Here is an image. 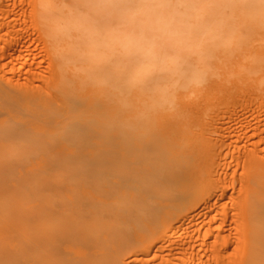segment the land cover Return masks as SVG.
I'll return each instance as SVG.
<instances>
[{
	"label": "rangeland",
	"instance_id": "obj_1",
	"mask_svg": "<svg viewBox=\"0 0 264 264\" xmlns=\"http://www.w3.org/2000/svg\"><path fill=\"white\" fill-rule=\"evenodd\" d=\"M53 1V5L58 10H61V13L58 12V10L55 8L54 10H52L51 8L49 12L52 14L56 11V13H53L54 16L57 14L62 16V18L60 17V19L57 20H61L60 23L57 21L53 22L56 29L52 28L54 25H52L53 23L51 21V23H48L49 26L47 25L46 27L45 25H43V20L41 19L42 6L39 5V1L0 0V264H115L114 262H116L120 257L124 258V261L126 260L131 262V264H243L242 258L247 251V248H245V250L243 249L245 243L242 245V241H244L246 236V231H243V228H245V224L247 222L245 218L246 216L244 217V210H241L245 209V207L243 208L242 206H245V203L242 204L243 200L245 198L254 200V195L252 194H259L258 196H260V199L258 198V200L259 202L262 201L261 203L263 205L260 204L257 199L255 200V204L257 207L259 205L260 209L263 208L261 209V211L263 210L262 212L259 208L257 211L258 215L260 214V217H264V189L259 188V190H257L258 192L256 193L254 192L255 189L253 190V188H256L258 186L261 187V185H259L261 182V184L264 183V181H261L264 177V174L261 173H264V2L261 0H251L250 3H248L250 5L245 8L246 10L247 8H249L247 10L249 12L250 8H252V14H250L251 12H248V16H245L247 11L243 10L244 8L241 2L235 3L231 7L226 6L224 8V12L222 15L225 22L224 26L226 28L225 30L229 33L228 40H230L231 42V40L234 39L233 43L231 42L233 44H231L233 48H231L229 41L225 43L227 45L224 44L222 46L220 51L221 64L220 62H217L218 64H216V69L218 70V72L217 70L216 72L222 76L220 81L221 83H219L215 89L205 93V95H202L201 97L203 106L208 110H205L204 114H202L201 117H197L195 115L191 116L190 122L188 121L189 127L193 134V136L191 135L192 138L190 139V142L194 143V140L197 139V145H199V142L202 144L205 143L206 146H204L205 149H203V151L205 152L199 154L197 158V168H192L193 160H186V158L183 159L184 162L180 160L181 162L177 165L178 167L176 175H181L182 173L187 172L190 173L191 171L193 172V170L196 169V182H194V184L190 183L189 187L187 188L191 189V191H188L186 189V194H184L183 196V202L186 205L182 206L184 207V210H186L189 204H193L195 203L194 201H196V204L198 203L199 207H196L197 209L194 210L195 212L182 210V212L180 213L181 215L183 214L182 219L177 221V217H173L170 215V213H166H168V211L173 212L176 209L177 204L180 203V195L177 191L174 192L171 189H168L169 191L164 190L167 188L161 189V184L164 183V179L167 178V174L172 170L171 165L173 164L165 163L164 166L162 161H166V156L168 155L170 150L174 151V153H177V155L180 156L181 153H178L182 151L179 147V142L182 141L178 139V137L170 134V132H168L167 134L168 136H171L173 140L171 139V137H167L171 139V141H173V144L168 138H166L164 142L161 141L160 138L161 135H164V132H161L158 128H154L153 126H149L150 128L147 127L143 120L137 115L136 118L138 119L130 118L132 120H127L129 118L127 107L123 106L122 108L121 106L119 107L115 105L117 98H119L118 94L115 91H109L111 100L114 101V103L112 101L113 106H111L114 107L112 108L113 111L111 109V111L109 112V107L111 105L109 103H111V100L94 101V104L98 105V107H96L93 103L90 104V102L92 101L89 102L88 100L81 98L79 92L67 89L66 87L62 86V83H60L61 81L58 74V67L56 66V62H58L59 60H57V56L59 57V54H61L60 56L66 57V54L68 53H59L57 50L55 51L54 49L56 48L57 42H61L60 44H63V42H72L73 39L71 38L77 36V34L79 33H83L85 31V28L88 30V26L91 21L94 19L98 20V18L99 22L95 27L97 33L103 35L113 30L120 31L118 26V29H113L114 26L112 25L113 27H109L110 30L108 29V27H105L106 24L104 21L112 19V9L108 8L109 10L106 11L104 9H107V7L103 5H101V9L99 7L100 4L89 6L90 4L86 1H83L85 2L84 7H82L83 5H79L81 7L77 6V4H75V2H71V0H64L65 2L63 4L60 3V0ZM122 1L123 0L115 1L114 6H116V10L119 16H126V12L129 10L128 7L130 8L131 6L127 4H130L132 2L131 0H124L123 2ZM119 2L121 5L119 4ZM123 3L125 4L123 5ZM125 5L126 7H124ZM78 7L80 9H78ZM94 7L96 8L95 10H97V12L99 10H102L98 13L99 17L97 12L94 11ZM89 8L93 9L91 12H95H93L94 14L90 12L93 18L95 16L94 19L87 18L89 17L87 15L90 14L88 13V11L91 10ZM255 8H260V10H257ZM256 10L257 14L255 13ZM69 11L71 12V14L68 15ZM244 11H246L245 14ZM226 12L228 13V15H226ZM78 14H83V16L81 15L79 17ZM95 14H97V16ZM100 19H104V21H101ZM121 19L124 20L123 18ZM229 19H231L232 22L229 21ZM122 20L120 21L122 22ZM233 21L237 26H235V23H233ZM118 24L120 23L118 22ZM228 24H230V28ZM66 25L68 26V28H66ZM50 26L52 27L50 28ZM59 26L61 27V31L58 29ZM62 27L64 30L62 29ZM81 27L84 28L81 29ZM234 27H236V30L234 29ZM239 27H241V29ZM245 27L248 29H246ZM104 28L106 29L105 31L103 30ZM231 28L232 30H230ZM239 29L241 31H239ZM58 30L60 33L58 32ZM67 30L71 31L67 32ZM237 30L239 31V33ZM49 33H56V36H58L59 39H61L64 34L66 36L64 35L63 40H58L55 34L51 35ZM71 33L72 36L70 35ZM50 35L51 37L57 38L56 42L53 41V39L50 40ZM232 37L233 39H231ZM237 39V44H235V40ZM47 41L50 42L48 43ZM52 41L56 44H54ZM234 46L237 47V49H234ZM81 49H76V51H78V53H81ZM233 52L234 54H232ZM87 60L88 57L82 56V58L78 60V64L76 62V66H82L83 68H79L82 71V69L88 67L87 65L85 66V64H88ZM54 65L57 67L56 73L58 74V77L54 72L56 71ZM53 67L55 68V70L53 69ZM86 71L87 69L82 73H85ZM87 72L90 73V71ZM87 72L85 73L86 75L89 74ZM55 78H58V81L55 80ZM56 82L57 85L54 84ZM58 85L60 87H58ZM67 92L68 94H66ZM113 92H115V94ZM57 93H60L63 96H61L60 98L59 94ZM65 95H68L67 99H64ZM52 97L54 99H52ZM24 98L27 100L25 101ZM59 98H63V102H66V104L67 102H69L70 104L68 103V107L65 103L64 105L62 100H60ZM40 100H42L43 106L42 103L41 105L37 104L41 102ZM77 100L79 103H81L78 104ZM50 101L52 103H50ZM84 102H87L85 103L87 106L82 105V103L84 104ZM44 103L46 104V106L48 104L49 107L46 108ZM195 104H197L198 106V103ZM81 105L82 108H85L83 109L84 113L86 111L91 112L89 111L90 107L93 108V112H91L90 114H88L87 112V114L83 113L84 115L78 113L82 112V108L80 107ZM37 106L41 107L39 108ZM71 106H76L74 107L76 110H79L81 108V111L79 110L78 112H74L75 109H73ZM117 107L121 109V112L123 110L125 111V115L124 112H122L123 117L120 115V111L115 110V108L118 110ZM138 108L137 110L139 111L136 110V114H141L143 107L139 106ZM100 110H103L104 113L102 111L100 113ZM39 113H41L43 117ZM66 113H68V116L70 118L66 115ZM107 114H114L115 117L114 115H111L112 117H114L112 118L113 120H111V116H107L109 118V122L111 121V123H113L119 121V125L118 122H116L117 124L112 126L109 122L107 123L110 125H108L107 123L105 124L104 120L105 118H107L105 116ZM73 116L76 118V120ZM81 116H85V118ZM116 116H119V118H116ZM61 117L63 118V120L61 119L62 124L61 122H58L60 121L59 119ZM99 117L103 119H99ZM21 118L23 120H21ZM32 119H37L38 121H33ZM93 119H95L94 123ZM9 120L11 122H9ZM40 120L42 121V123ZM83 120L88 122L84 121L83 123ZM96 120H98L99 122ZM55 121L57 123L56 125L54 124ZM100 121H103V123H101ZM3 122L5 123L3 124ZM36 122L41 124V126H39V124H35ZM29 123H31L32 125L34 123L33 127L31 124L29 125ZM70 124H72L70 126L71 128L69 127ZM104 124L106 127H111H108L107 129L109 130V132H107L108 134L106 132L103 133L104 130L102 129L105 127ZM44 125L46 127H44ZM63 126H65L66 128ZM101 126L103 127L100 128ZM120 126H123L124 128H120ZM40 127L43 130H40ZM61 127L64 128V131L62 130L63 128L60 129ZM125 127H128L129 129ZM57 128H59V130ZM34 130L36 131L34 132ZM124 131L127 133H125ZM122 134L125 136H123ZM106 135L107 137H105ZM28 136L31 138H29ZM175 138H177L179 142L176 141L177 139L175 140ZM63 140L65 143H62ZM129 140H132V142L128 143L127 141ZM13 141L18 143V145ZM196 141L194 144H196ZM100 143L102 145H100ZM194 144L191 145L190 143L192 147L196 146ZM177 146L178 148H176ZM180 146H182V144ZM139 149H141L144 153H142L141 155L138 154L140 153ZM48 150H50L49 153ZM75 153L78 154V156H73V154ZM98 153H100V155ZM16 155L18 156V158ZM5 156L9 158H6ZM10 156H12L13 159ZM155 157L156 160L154 159ZM137 160L139 161V163ZM149 160H151L152 163H150ZM141 161H144V164ZM148 162L150 164H148ZM149 165L152 166L153 170ZM179 168H181V170H179ZM132 169L134 178L131 173ZM146 169L147 172H149L148 179L146 174L144 176L145 172H143L144 170L146 171ZM73 170L77 171L78 173L74 172ZM158 172L161 174H159ZM129 173L130 176H128ZM75 174L79 175V181H81L80 183H78V175ZM251 174H253V177L256 174V178L253 179ZM74 175L77 177H75ZM151 175L152 177H150ZM258 175L259 177H257ZM137 176H139L138 178H141L144 182V186L141 185L143 186L141 187V192L143 197H145L144 201H146L143 206H141V201L144 202L143 200L138 201L139 199L136 198L137 201L140 202L137 203L135 198L133 197V200V198L129 196L130 193H127V191L132 192L134 190L132 187H129V185H131L133 180L135 181L138 179ZM157 177L161 179H158ZM258 178L260 180H258ZM56 179L60 180L57 181ZM61 179L63 182L61 181ZM73 179L75 181H73ZM153 179H157L158 182L160 181L161 184L159 183V186L161 187L158 186L159 189L156 186V184H158L157 180L153 181ZM255 180L258 181L257 184L254 183V186L257 185L256 187H254L252 184ZM147 181L149 182V185ZM90 182H93L92 184L94 186ZM86 185L92 188L86 187ZM99 185L102 186V189L101 187H98ZM146 185H148V188L150 186V188L147 189ZM191 186H193V188ZM76 187L78 188V190H80L79 192L76 190ZM125 187L127 189H132L125 190ZM57 188L60 193H63L60 194L59 191H56ZM64 188L65 190L69 191L66 192ZM87 188L93 191H96V189H98L96 192H94L95 194L97 193L96 195H102V191H104V194L102 196H96L93 193V195V191L90 192L91 190ZM114 188H117V192H115ZM151 188L153 192L151 191ZM109 189H111L112 192ZM145 189L149 193L147 192L146 194ZM154 189L156 192L154 191ZM249 189L252 191V193H249ZM99 190L100 192H98ZM135 191L139 192L137 189ZM260 191L262 192V194L260 193ZM55 192H57V197L50 196V194H55ZM150 192H152V194ZM173 192L174 194H172ZM41 193L43 196L45 195V197H42ZM87 194H89L90 197H87ZM124 194H128L127 196L125 195V197H123H128L127 203L125 199L124 201L121 200V196H123ZM75 195L76 197H74ZM151 195H155L154 197L152 196L153 198H151L152 203L148 199ZM160 195L162 196V199L164 198V200L160 199ZM147 196L148 198L146 199ZM32 197L33 200H35V202L33 203H31ZM41 197L45 200H43ZM72 197L75 199H73ZM255 197L257 198V196ZM46 198H48L49 200H47ZM66 198L71 202L69 200H66ZM88 198H93L94 200L90 199L89 201ZM72 199L74 201H72ZM79 199L83 200H81L80 202ZM175 199H177V201H175ZM39 200H41V202ZM95 200L96 203L94 202ZM57 201H60V203L64 207L59 202L58 203L60 205L58 207L54 206L58 204ZM112 201L115 202L113 205H111L110 203ZM156 201L157 203H153ZM87 202L90 205L88 206L89 209L85 208V206H87L85 205V203ZM128 202H132L133 209L131 208V204L129 205ZM244 202H246V199ZM71 203L74 204L75 207H77V205L79 204L83 207V209H81V206L77 207L76 209L72 205V209H74L71 210V205H69ZM97 203L100 204L98 205ZM116 203L120 206L117 207L118 205H116ZM136 203L138 204V206ZM37 204H41V206H39L38 208ZM45 204L47 206H45ZM127 204L129 207L127 206ZM165 204L169 206L166 209V206L164 207ZM52 205L54 208L52 207ZM95 205L96 207H94ZM122 205V208L124 209L120 208ZM145 205H148L152 212L149 211L147 206ZM240 206H242V208ZM44 207L46 208L47 212H43V218L42 213H40L41 210L39 209H43ZM56 207H62L65 210L61 208L64 211L61 212L59 211L61 209H57ZM125 207L130 208L132 212L129 211L128 208H126L125 210ZM172 207L173 209L171 210ZM45 208L43 210H45ZM79 208L82 211L84 209L85 211L87 210V213L84 212L83 215L82 211H80ZM95 208H97L98 210ZM162 208H164V210L166 211L165 213ZM50 209L52 211H50ZM54 209H56L55 211H57V214L60 217L53 215L54 213L56 215ZM69 209L71 211H69ZM141 209L145 210H143L142 212ZM67 210L69 212H67ZM121 210H123L122 213L119 212ZM133 210H135L136 213L138 210H140L142 213L139 215L135 214V217H132V215H134L135 213ZM240 210L243 212H241ZM146 211L148 212V214L145 213ZM157 211H162V213H157ZM36 212L37 214H35ZM48 212L53 213L48 214V216L50 215V219L48 217L46 218V214ZM74 212L76 214H74ZM79 212L81 213V215ZM98 212L100 213V215ZM117 212L119 214H117ZM186 212L188 213L186 214ZM192 212L194 214H192ZM73 214L74 217L72 216ZM104 214H106V216H104ZM121 214L124 215L123 217L126 220L128 218L130 219L129 225L127 223L128 220L126 222V220L124 221V218H121ZM32 215L33 219L31 218ZM36 215L39 217V221ZM87 215H89V219ZM129 215H131L132 218L129 217ZM147 215H149L148 218L145 217ZM139 216L141 220L139 219ZM154 216H156L155 219L157 220L154 219ZM184 216L185 218H189L185 219ZM242 216L244 218H242ZM65 217L66 220H64ZM151 217L152 219H154L153 222L150 221L152 219H149ZM157 217H161L160 220ZM52 218H57L58 221L52 220ZM85 218L86 220H84ZM131 219L134 221L136 220L135 222L137 223L135 224V226L138 227L135 228V226H133L135 222H132ZM45 220H47L45 222L47 224L40 222H44ZM90 220L91 222H89ZM92 220L96 224H93ZM144 220L146 222H144ZM52 221L54 223L53 226L48 227V223L50 222V224L52 225ZM96 221L99 223H97ZM122 221L123 223H121ZM139 221H142L141 224L144 222V225L142 224L143 227H140L141 224H139ZM148 221L151 223H149ZM56 222H58V224ZM86 222L88 223L85 224ZM243 222L245 224H243L244 226H241L240 224H242ZM55 223L57 224V226H60L57 227ZM69 223L71 224L69 225ZM120 223L124 224L127 228L123 227L124 225L122 226ZM153 223H157L160 226V231L158 232L156 239H146V241L138 242L136 240V234L141 231V233L146 232V234L148 235L149 228L153 225ZM34 224L35 226H33ZM42 224L47 225V228L45 226L40 227ZM171 224H174L176 226L174 228L176 237L174 241H172L169 245V243L165 242L164 240L168 234L167 226L169 227ZM107 225H109L108 227H110V229L107 227ZM116 225H120V228ZM54 227H56V230L54 229ZM96 227L97 229H95ZM48 228L53 231L49 232V230H47ZM60 228H62L61 232ZM117 228L119 229L117 230ZM77 230L78 232H76ZM83 230H85V233ZM119 230H121V232H119ZM122 230L124 231V233ZM91 231H93V235ZM105 231L107 232V235L105 234ZM70 232L72 233V235L70 234ZM127 232L129 233V235ZM38 233H44L42 235L45 237L41 235H39L38 237ZM51 233H53L55 237L53 236L50 240V237L52 236ZM61 233H64L63 237H61ZM65 233H69V235H67L66 237ZM46 234L49 236H46ZM89 234L91 235L89 236ZM96 234H100L101 236L99 235L100 237H98ZM74 235L76 236V238H79H77V245L75 243L77 240ZM94 235L95 238H91V236L94 237ZM109 235L113 236L108 237ZM30 237L32 238L30 239L31 241L29 240ZM81 237H83V241H85L86 238V242L88 241V243H82ZM106 237L110 242L107 241ZM43 238L46 240H43ZM97 238H99V240L101 238L102 240L99 241L97 240ZM104 238H106L105 241ZM67 239L72 240L75 244H72V241L70 240L68 242ZM120 239L123 241H120ZM53 240L55 242H53ZM135 242L138 244H136ZM102 244H104L105 246ZM153 245H157V249H155L156 247ZM103 246L105 247V251ZM151 246L153 247L150 251ZM65 250L67 251L66 253ZM102 253L104 255L100 256V254ZM119 254H121L122 256L124 254V256L122 257ZM117 255L119 256L117 257ZM118 261L121 260L118 259ZM118 261L116 262V264H120Z\"/></svg>",
	"mask_w": 264,
	"mask_h": 264
},
{
	"label": "bare ground",
	"instance_id": "obj_2",
	"mask_svg": "<svg viewBox=\"0 0 264 264\" xmlns=\"http://www.w3.org/2000/svg\"><path fill=\"white\" fill-rule=\"evenodd\" d=\"M39 1V5L42 6V11H41V19L43 20V25H45L47 27L48 23H53V22H56L58 19H60V17L62 18V16L60 15H55L53 13H56L53 12L52 14L49 12V10L52 8V10H54L55 6L53 5V0H37V2ZM53 1V2H52ZM70 1V0H68ZM82 1V2H81ZM83 1H86L87 3H89L91 5H99L100 4V8L102 9L101 5L107 7V9L103 8L104 10L108 11L110 9H112V19H108L106 21H104V19H102L104 22H105V27H108V29L110 30L109 27H113V29H118L117 26L119 27L120 31H109L103 35L99 34L96 32V26L98 25V22H99V12H101L100 10L97 12V10H95L96 8L94 7V11L97 12L98 14V20L97 19H94L91 15V12L93 9L92 8H89L91 10L88 11V13H90L89 17L87 18H92L94 20L91 21V23L89 24L88 26V30L85 28V31L83 33H79L77 34V36H74L73 38V41L72 42H63V44H60L61 42H57V45H56V48L54 46V50L58 51L59 53H63V52H66L68 54H66L67 56L64 57V56H60L61 54H59V57L57 56V60L58 62H56V66L58 67V74H59V78H60V83H62V86L66 87L67 89H70V90H73V91H76V92H79L80 95H81V98L85 99V100H88L91 103L94 104V101H98V100H102V101H109L111 100V97H110V92L111 91H115L119 98H117L116 100V104L117 106H121L123 108V106L127 107L128 109V115H129V118L127 120H132L130 118H134V119H138L136 118L137 116L140 117L143 122L145 123V125H147V127L149 126H153L154 128H158L161 132H164V135L162 136L161 135V141H165L166 138L168 137H171V136H168V132H170V134L174 135L175 137H178V139H180L182 142H179V140L177 138H175L176 141H178L180 143V145L182 144V146L179 145L180 149L182 152H179L178 154L181 153V157L179 155H177V153H174V151L170 150V152L168 153V155L166 156L167 159L166 161L164 160V162L162 161V163L164 164L165 166V163H171L173 165L172 166V170L169 171V173L167 174V178L164 179V183H160V181L158 182L157 179H153L154 180H157L158 184H156V186L158 187L159 186V183L161 184V189L162 188H167V189H164L165 191L168 190V189H171L172 191L174 192H178L179 195H180V203L177 204L176 206V209L173 211V212H170L168 211V213L166 214H169L173 217H177V221L181 220L182 219V215L180 214L182 212V210H184V202H183V196L184 194H186V189L189 187L190 183H193L196 182V178H197V173H196V169L193 170V172L191 171L190 173H182L181 175H176L177 174V165L183 161L184 162V158L187 159H192L193 160V165H192V168L195 167L197 168V165H198V156L199 154L205 152L203 151V149H205L204 146L205 143H200L199 142V145L198 144V140H194V143L196 141V144L190 142L193 134H192V131L189 127V124H188V121L190 122V119H191V116H197V117H201L202 114H204L205 110L207 111L208 109L206 107L203 106L202 102H201V97L202 95H205V93L207 92H210L211 90L215 89L216 86H218L219 83H221V75L218 74V70L216 69V64H218L217 62H220L221 64V57H220V51H221V48L222 46L230 40H228V36H229V33L225 30V22H224V17L222 16L223 15V12H224V8L227 6H232L233 4L235 3H242L243 4V10H246L245 8L248 7V3H250L251 0H131L132 3L130 4H127V5H131L130 8L128 7V11L126 12V16H119L118 15V12L116 10V6H114V2L117 1V0H71V2H75V4H77V6L79 5H83L82 7H84L85 5V2ZM124 1V0H123ZM122 1V2H123ZM264 2V0H261ZM65 1L64 0H60V3L63 4ZM78 2V3H76ZM118 3V2H117ZM60 4V5H61ZM74 4V3H72ZM120 4V2H119ZM125 3H123L124 5ZM246 6H245V5ZM263 4V3H261ZM121 5V4H120ZM122 5V6H123ZM264 5V4H263ZM76 6V7H77ZM121 6V7H122ZM256 6V5H255ZM254 6V7H255ZM60 7V6H58ZM81 7V6H79ZM78 7V9H80ZM86 7V6H85ZM126 7V5L124 6ZM236 7V6H235ZM242 7V6H241ZM253 7V8H254ZM71 8V7H70ZM69 8V9H70ZM57 9V8H55ZM87 9H88V6H87ZM249 8H247L248 10ZM252 8H250V12L249 11H244V14L245 16H248V12L250 14H252ZM255 9H259L260 8H255ZM58 10V9H57ZM74 10V9H73ZM84 10V9H83ZM257 10L255 11V13L257 14ZM75 11V10H74ZM73 11V12H74ZM226 11V10H225ZM58 12L61 13V10H58ZM77 12V11H76ZM94 12V13H95ZM49 13V14H48ZM63 13V11H62ZM75 13V12H74ZM93 13V14H94ZM104 13V12H103ZM102 13V14H103ZM227 13V12H226ZM51 14V15H50ZM71 14V12L69 11L68 12V15ZM97 14H95L97 16ZM124 14V13H123ZM122 14V15H123ZM255 14V15H256ZM79 15V14H78ZM77 15V17H78ZM83 16V14H81ZM79 15V17L81 16ZM228 15V13L226 14ZM101 16V15H100ZM234 16V15H233ZM232 16V17H233ZM251 16V15H250ZM65 17V16H63ZM102 17V16H101ZM106 18V17H104ZM121 18H123L124 20H122ZM237 18V17H236ZM79 19V18H78ZM81 20V19H80ZM101 20V19H100ZM101 20V21H102ZM122 20V22L120 21ZM125 20H128V21H125ZM228 20V19H227ZM235 20V19H234ZM251 20V19H250ZM51 21V22H50ZM61 21V20H60ZM60 21H57L60 23ZM63 21V20H62ZM100 21V22H101ZM130 21V22H129ZM229 21H231V19H229ZM228 21V22H229ZM103 22V23H104ZM118 22L120 24H118ZM232 22V21H231ZM68 23V22H67ZM66 23V24H67ZM233 23H235L233 21ZM232 23V25H233ZM51 25V24H50ZM54 25V23L52 24ZM61 25V24H60ZM79 25V24H78ZM113 25V26H112ZM229 25V28H230V24ZM49 26V25H48ZM67 26V25H66ZM69 26V24H68ZM68 26L66 28H68ZM235 26L236 23H235ZM52 26H50L51 28ZM72 27V26H71ZM87 27V26H85ZM53 29H56L55 28V25L52 27ZM84 28V27H81V29ZM98 28V27H97ZM233 28V26H232ZM232 28L230 30H232ZM236 27H234L235 29ZM241 29V27H239ZM246 28V27H245ZM60 31H61V27L59 26L58 28ZM63 29V27H62ZM80 29V31H81ZM99 29V28H98ZM239 29V31H241ZM248 29V28H246ZM52 30V29H51ZM58 30V32H59ZM64 30V29H63ZM62 30V31H63ZM102 30V29H101ZM104 31L106 30L105 28L103 29ZM102 30V31H103ZM236 30V29H235ZM50 31V30H49ZM55 31V30H54ZM68 31H71V30H67ZM100 31V30H99ZM103 31V32H104ZM238 31V30H237ZM238 31V33H239ZM57 32V31H56ZM65 32V33H67ZM101 32V31H100ZM235 32V31H234ZM244 32V31H243ZM60 33V32H59ZM236 33V34H238ZM51 34V33H49ZM53 35L55 34L56 36V33H52ZM51 34V35H52ZM64 34V33H63ZM69 34V33H68ZM241 34V33H240ZM244 34V33H243ZM242 34V35H243ZM47 35V34H46ZM50 35V40L53 39V41L56 42V39L58 38V40H63V37H61V39H59L58 36H56L57 38L55 37H51ZM59 35V34H57ZM72 36V33L70 34ZM66 36V35H65ZM237 36V35H236ZM68 37V36H67ZM231 37V36H230ZM242 37V36H241ZM239 38V37H237ZM65 39V38H64ZM233 39V37L231 38ZM241 39V38H239ZM67 40V38H66ZM65 40V41H66ZM87 40V41H85ZM52 41V42H53ZM234 39L231 40V42L233 43ZM238 41L235 40V42ZM241 41V40H240ZM48 42V41H47ZM50 42V41H49ZM48 42V43H49ZM55 42H53L54 44H56ZM230 42V46H231V43ZM234 42V43H235ZM52 43V44H53ZM237 44V42L235 43ZM239 44V43H238ZM243 44V43H242ZM103 45V46H102ZM227 45V44H225ZM233 45V44H232ZM240 45V44H239ZM229 46V47H230ZM82 48V49H81ZM228 48V47H227ZM231 48H233L231 46ZM241 48V47H240ZM245 48V47H244ZM251 48V47H250ZM249 48V49H250ZM52 49V48H51ZM76 49H81V53L78 51H76ZM234 49H237V47L234 46ZM231 50V49H230ZM227 51V50H226ZM53 52V51H52ZM229 52V51H228ZM56 53V52H55ZM227 53V52H226ZM231 53V52H230ZM225 54V53H224ZM234 54V52L232 53ZM82 56H85V57H88V64H85V66L87 65L88 67L82 69H79L81 67H77L76 66V62L78 64V60H80L82 58ZM55 59V58H54ZM56 60V59H55ZM84 62V61H83ZM58 63V65H57ZM80 64V63H79ZM84 64V63H83ZM219 64V65H220ZM54 65V67L56 68V71H54L55 73L57 72V67ZM53 67V69L55 70V68ZM83 68V67H82ZM87 69V71H90L87 72L89 74H85V73H82L84 72L85 70ZM217 70V72H216ZM56 73V76L58 75ZM58 77V76H57ZM225 77V76H224ZM58 79V78H57ZM55 78V80H57ZM58 81V80H57ZM55 82V81H54ZM57 85V82L54 83ZM55 85V86H56ZM58 87H60L58 85ZM60 89V88H58ZM72 91V92H73ZM110 91V92H109ZM60 92V91H58ZM115 92H113L115 94ZM59 94V97L61 98V95L60 93H57ZM68 94V92L66 93ZM72 94V93H71ZM55 95V94H54ZM27 96V95H26ZM57 96V95H56ZM74 96V94H73ZM200 96V98H199ZM68 95H65L64 99L66 98L67 99ZM70 97V96H69ZM26 98V97H25ZM24 98V99H25ZM59 98V99H60ZM79 98V97H78ZM23 99V100H24ZM52 99H54L52 97ZM51 99V100H52ZM200 101H199V100ZM27 99H25L26 101ZM57 100V99H56ZM62 100L63 102V98L60 99ZM41 102L40 103H37L39 105H41L42 103V100H40ZM113 100H111V104L110 105V109H109V112L111 111L112 108L114 107H111L113 106L112 103ZM39 102V101H38ZM47 102V101H46ZM73 102V100H72ZM78 102V100H77ZM201 102V103H200ZM50 103H52L50 101ZM66 104V102H63V104ZM68 103L67 102V107H68ZM81 103V102H80ZM78 102V104H80ZM85 103L87 102H84V104L82 103L83 106H87ZM195 103H198V106L197 104ZM201 105H200V104ZM45 104V103H44ZM64 104V105H65ZM70 104V103H69ZM77 105V104H76ZM82 105L80 106L82 108ZM196 105V106H195ZM42 106H43V103H42ZM94 106L98 107V105H95ZM105 106V105H104ZM143 107L142 111H141V114L138 113L136 114V110L138 107ZM37 107H41V106H37ZM45 107H49L48 104L46 106L45 104ZM73 109H75L74 107L76 106H71ZM79 107V108H80ZM43 108V107H42ZM70 108V107H69ZM81 108L79 109L81 111ZM87 108V107H86ZM118 108V107H117ZM85 109L84 107L82 108V112H78L79 110L75 109L74 112H78V113H81L83 114L84 110ZM93 108L90 107L89 111L93 112L92 110ZM101 109V108H100ZM120 108H118V110L115 108L116 111H120V115L122 116L124 112V115H125V111L123 110L121 112V109L119 110ZM139 109V108H138ZM97 110V109H96ZM107 110V109H106ZM37 111V110H36ZM73 111V110H72ZM101 111L103 112V110H100L99 112L101 113ZM113 111V109H112ZM139 111V110H137ZM40 112V111H38ZM87 112V111H86ZM84 113V114H90L91 112H87V113ZM98 112V113H99ZM115 112V111H114ZM104 113V112H103ZM118 113V112H117ZM37 114V113H36ZM41 114V113H39ZM53 114V113H52ZM80 114V115H81ZM83 114V115H84ZM38 115V114H37ZM42 115V114H41ZM66 115L68 116V113H66ZM65 115V116H66ZM109 114L105 115L106 117L108 116ZM112 116L114 114H111ZM111 115H109L108 117H110ZM137 115V116H136ZM45 116V115H44ZM90 116V115H88ZM110 117L111 120H113L112 118L115 117ZM43 117V115H42ZM41 117V118H42ZM63 117V116H62ZM60 118L58 122H61L62 124V120L63 118ZM69 117V116H68ZM74 117V116H73ZM76 117V115H75ZM74 117V118H75ZM83 117V116H81ZM96 117V116H95ZM105 118V124L107 122H109V118ZM123 117V116H122ZM125 117V116H124ZM24 118V117H23ZM34 118V117H33ZM70 118V117H69ZM85 118V116L83 117ZM97 118V117H96ZM116 118H119V116H116ZM121 118V117H120ZM52 119V118H51ZM54 119V118H53ZM62 119V120H61ZM67 119V118H66ZM99 119H103L101 117H99ZM98 119V120H99ZM107 119V121H106ZM124 119V118H123ZM21 120H23L21 118ZM33 120V119H32ZM38 121L37 119H34L33 121ZM47 120V119H46ZM45 120V121H46ZM69 120V119H68ZM76 120V118H75ZM95 119H93V123L95 122L94 121ZM96 120V121H98ZM141 120V122H142ZM7 121V120H6ZM41 121V120H40ZM53 121V120H52ZM79 121V120H78ZM81 121H82V118H81ZM85 120H83V123H84ZM91 121H92V118H91ZM115 121V119H114ZM122 121V120H121ZM125 121H126V118H125ZM9 122H11L9 120ZM29 122V121H28ZM85 122H88V121H85ZM90 122V121H89ZM99 122V121H98ZM101 122V121H100ZM118 122V125H119V121H116ZM116 122H113L111 123V121L109 123H111V126L112 125H115L117 124ZM5 122H3L4 124ZM42 123V121H41ZM52 123V122H51ZM75 123V122H74ZM103 123V121L101 122ZM137 123V122H135ZM2 124V126H3ZM10 124V123H9ZM31 123H29L30 125ZM35 124H39L38 122H36ZM55 125L57 124L56 121L54 123ZM53 124V126H54ZM67 124V123H66ZM104 124V126H105ZM108 124V123H107ZM7 125V124H6ZM32 125V124H31ZM34 125V123H33ZM32 125V127H33ZM49 125V124H48ZM72 124L69 125V127L71 126ZM87 125V124H86ZM103 125V124H102ZM110 125V124H108ZM5 126V125H4ZM39 126H41V124H39ZM51 126V125H50ZM48 126V127H50ZM58 126V125H57ZM90 126V125H88ZM93 126V125H92ZM1 127V126H0ZM44 127H46L44 125ZM65 127V126H63ZM63 127H61L60 129H62ZM76 127V126H75ZM96 127V126H94ZM103 126H101L100 128H102ZM109 126H105L102 130L103 133H107L109 132L108 129ZM123 126H120V128H122ZM129 127V126H128ZM128 127H125V128H128ZM133 127V126H132ZM66 128V127H65ZM71 128V127H70ZM91 128V127H90ZM111 128V127H109ZM114 128V126H113ZM119 128V127H118ZM124 128V127H123ZM145 128V127H144ZM150 128V127H149ZM33 129V128H32ZM40 130L42 129L41 127L39 128ZM53 129V128H52ZM59 130V128H57ZM129 129V128H128ZM134 129V128H133ZM43 130V129H42ZM54 130V129H53ZM64 131V128L62 129ZM67 130V129H65ZM107 130V131H106ZM115 130V129H113ZM137 130V129H136ZM36 130H34L35 132ZM39 131V130H37ZM62 131V132H63ZM54 132V131H53ZM125 132V131H124ZM40 133V132H39ZM65 133V132H64ZM63 133V135H64ZM102 133V132H101ZM102 133V134H103ZM127 133V132H125ZM27 134V133H26ZM35 134V133H34ZM62 134V133H61ZM108 134V133H107ZM22 135V134H21ZM29 135V134H28ZM39 135V134H38ZM42 135V134H41ZM60 135V134H59ZM123 135V134H122ZM192 135V136H191ZM30 136V135H29ZM28 136V137H29ZM125 136V135H123ZM127 136V135H126ZM168 136V137H167ZM62 137V136H61ZM107 137V135L105 136ZM152 137V136H151ZM25 138V137H24ZM31 138V137H29ZM109 138V137H108ZM174 138V137H173ZM131 139V138H130ZM153 139V138H152ZM169 139V138H168ZM172 139V137H171ZM171 139H169L171 141ZM173 140V139H172ZM26 141V140H25ZM159 141V140H158ZM157 141V142H158ZM174 141V142H176ZM14 142V141H13ZM64 142V140L62 141V143ZM128 143L129 142H132V140H129L127 141ZM173 141H171L172 143ZM191 145L194 144L196 146H191ZM203 142V141H202ZM16 143V142H14ZM13 143V144H14ZM65 143V142H64ZM96 143V142H95ZM137 143V142H136ZM18 145V143H16ZM173 144V143H172ZM203 146H202V145ZM8 145V144H7ZM67 145V144H66ZM100 145H102L100 143ZM10 146V145H9ZM12 146V145H11ZM68 146V145H67ZM71 146V145H70ZM13 147V146H12ZM15 147V145H14ZM19 148V147H18ZM95 148V146H94ZM178 148V146L176 147ZM16 149V148H15ZM169 149V148H168ZM171 149V148H170ZM179 149V150H180ZM58 150V149H57ZM73 150V149H72ZM110 150V149H109ZM167 150V149H165ZM178 150V149H177ZM8 151V150H6ZM11 151V150H10ZM15 151V150H14ZM17 151V150H16ZM50 150H48V153H49ZM61 151V150H60ZM97 151V150H95ZM140 153L138 154H142L144 152H142L141 149H139ZM55 152H58V151H55ZM62 152V151H61ZM167 152V151H166ZM97 153V152H96ZM156 153V152H155ZM11 154V153H10ZM9 154V155H10ZM51 154V153H50ZM100 155V153H98ZM136 154V153H135ZM151 154V153H150ZM149 154V155H150ZM6 155V154H5ZM53 155V153H52ZM71 155V154H70ZM74 155H77L78 154H73ZM139 155V156H140ZM17 156V155H16ZM49 156V155H47ZM51 156V155H50ZM80 156V155H79ZM151 156V155H150ZM153 156V155H152ZM164 156V155H163ZM162 156V157H163ZM6 157V156H5ZM12 157V156H10ZM76 157V156H75ZM74 157V158H75ZM81 157V156H80ZM136 157V156H134ZM147 157V156H146ZM160 157V156H159ZM6 158H9V157H6ZM16 158V157H15ZM18 158V156H17ZM44 158V157H43ZM48 158V157H47ZM46 158V159H47ZM95 158V157H93ZM148 158V157H147ZM13 159V157H12ZM76 159V158H75ZM137 159V158H136ZM156 160V157L154 158ZM181 160V161H180ZM12 161V160H11ZM138 161V160H137ZM142 162V161H141ZM144 162V161H143ZM142 162V163H143ZM150 163L151 160H149ZM148 162V164H150ZM154 162V160H153ZM157 162V161H155ZM182 162V163H183ZM79 163V162H78ZM130 163V162H129ZM133 163V162H131ZM139 163V161H138ZM146 163V162H145ZM144 164V163H143ZM154 164V163H153ZM162 164V165H163ZM184 164V163H183ZM161 165V164H160ZM79 166V164H78ZM130 166V165H129ZM150 166V165H149ZM151 169H152V166H150ZM79 168V167H78ZM81 168V167H80ZM80 170V169H79ZM153 170V169H152ZM159 170V169H158ZM160 170H161V167H160ZM164 170V169H163ZM179 170H181V168H179ZM74 171V170H73ZM132 172V175H133V169L131 170ZM136 171V170H135ZM74 172H77V171H74ZM142 172V171H141ZM143 172L144 173V176L145 174L147 175V179H148V176H149V172H147V169L146 171L144 170ZM160 172V171H159ZM158 172V173H159ZM252 172V171H251ZM78 173V172H77ZM151 173V172H150ZM262 174H264L263 172H261ZM82 174H83V171H82ZM136 174V173H135ZM153 174V173H152ZM161 174V173H159ZM257 174V173H256ZM255 174V176H256ZM259 174V173H258ZM261 174V175H262ZM75 175H78V174H75ZM74 175V176H75ZM154 175V174H153ZM252 177H253V174H251ZM73 176V177H74ZM130 176V173L129 175ZM127 176V177H128ZM253 177L256 178V177ZM263 176V175H262ZM261 176V177H262ZM77 177V176H75ZM139 176H137L138 178ZM152 177V175L150 176ZM149 177V178H150ZM259 177V175L257 176ZM260 177V178H261ZM64 178V177H63ZM133 178H134V175H133ZM144 178V177H143ZM158 178V177H157ZM76 179V178H75ZM78 181L80 180L79 178V175H78ZM99 179V177H98ZM102 179V178H101ZM145 179V178H144ZM143 179V180H144ZM158 179H161V178H158ZM263 180L261 181H264V177L262 178ZM51 180V179H50ZM57 180V179H56ZM60 180V179H59ZM57 180V181H59ZM66 180V179H65ZM95 180V179H94ZM126 180V179H125ZM258 180H260L258 178ZM62 181V179H61ZM73 181H75L73 179ZM72 181V183H73ZM149 181V180H148ZM147 181V182H148ZM256 181V182H255ZM252 184L254 186V183L257 184V180H255ZM54 182V181H53ZM63 182V181H62ZM66 182V181H64ZM81 181H79L78 183H80ZM83 182V181H82ZM97 182V181H96ZM127 182V181H126ZM146 182V183H147ZM155 182V183H157ZM85 183V182H84ZM87 183V181H86ZM91 183V182H90ZM93 183V182H92ZM91 183V184H92ZM262 183V182H261ZM259 184L261 185V187H256V188H253L254 192H258L257 190H259V188L261 189H264V183L263 184ZM58 184V183H57ZM96 184V183H95ZM99 184V183H98ZM144 182L142 181L141 178H138L137 180H133V182L131 183V185H129V187H132L134 190L132 192H128L127 193H130L129 196L130 197H134L136 202L137 203H140L138 201L140 200H145V197H143L142 195V192H141V187H143L144 185ZM153 184V183H151ZM251 184V185H252ZM69 185V184H68ZM71 185V183H70ZM78 185V184H77ZM80 185V184H79ZM93 185V184H92ZM102 185V184H101ZM122 185V184H121ZM143 185V186H141ZM148 185H149V182H148ZM146 185V187L148 186ZM192 185V184H191ZM57 186V185H56ZM63 186V184H62ZM61 186V187H62ZM75 186V185H74ZM85 186V185H83ZM90 186V184H89ZM86 185V187H89ZM94 186V185H93ZM124 186V185H123ZM128 186V185H127ZM155 186V184H154ZM98 187H101L102 189V186H98ZM158 187V189H159ZM193 188V186H191ZM190 187V188H191ZM59 188V186H58ZM57 188L56 191H59ZM74 188V187H73ZM72 188V189H73ZM89 188H92V187H89ZM87 188V189H89ZM97 188V187H96ZM113 188V187H112ZM111 188V189H112ZM132 188H128V189H132ZM150 188V186H149ZM147 187V189H149ZM156 188V187H155ZM85 189V188H84ZM100 189V190H101ZM111 189H109L111 191ZM115 189V192H117V188H114ZM124 189V188H123ZM127 188L125 187V190ZM127 189V190H128ZM138 190L139 192L135 191V190ZM156 189V190H158ZM61 190V189H60ZM65 190V188H64ZM76 190L79 192L80 190H78V188L76 187ZM91 190V189H89ZM98 189H96L97 191ZM100 190L98 192H100ZM119 190V189H118ZM146 190V189H145ZM144 190V191H145ZM170 190V191H171ZM188 191L191 189H187ZM250 190V189H249ZM55 191V190H54ZM62 191V190H61ZM66 192L69 191V190H65ZM81 191H84V190H81ZM93 190H91L90 192H92ZM95 190L92 192V194L94 192H96ZM102 191V190H101ZM123 191V190H122ZM143 191V192H144ZM151 191H152V188H151ZM155 191V189H154ZM169 191V190H168ZM76 192V191H75ZM104 191H102V195L104 194L103 193ZM107 192V191H106ZM112 192V191H111ZM146 194H147V190L145 191ZM144 192V193H145ZM153 192V191H152ZM152 192H150L152 194ZM156 192V191H155ZM174 192L172 194H174ZM252 193V191L250 190L249 193ZM60 193V191H59ZM63 193V192H62ZM60 193V194H62ZM69 193V192H68ZM70 193H73V192H70ZM77 193V192H76ZM87 193V192H86ZM89 193V192H88ZM109 193V192H108ZM149 193V192H148ZM260 193L262 194V192L260 191ZM34 194V193H33ZM39 194V193H38ZM44 194V193H43ZM49 194V193H48ZM46 194V195H48ZM59 194V195H60ZM75 194V193H74ZM80 194V193H78ZM95 194V193H94ZM93 194V195H94ZM97 194V193H96ZM95 194V195H96ZM111 194V193H110ZM109 194V195H110ZM117 194V193H115ZM120 194V192H119ZM122 194V193H121ZM164 194V193H163ZM161 194V195H163ZM167 194V192H166ZM165 194V195H166ZM171 194V195H172ZM57 195V192H55V194H50V196H56ZM58 195V196H59ZM64 195V194H63ZM101 194L100 195H96V196H102ZM108 195V196H109ZM113 195V194H112ZM126 194H124L123 196H121V200L124 201V199L126 200V203H127V200H128V197L126 198H123L125 197ZM128 195V194H127ZM126 195V196H127ZM150 195V194H149ZM148 195V196H149ZM157 195V194H156ZM160 195V199H162V196ZM178 195V194H177ZM254 195V200L252 199H246V202L245 199L243 200V203H245V206H243V208L245 207V209H241V210H244L241 211L243 212L244 214V217L246 218L247 222L246 224L243 222L242 224H240L241 226L243 224H245V228H243V231H246V236H245V239L244 241H242V245L244 244L243 246V249L245 250V248H247V251L246 253H242L244 254L243 255V258H242V261H243V264H264V217H260L258 215V208L260 207L258 205V207L256 206L255 204V200L260 197L258 196L257 194H252ZM32 196V194H31ZM39 196V195H38ZM41 196L42 197H45V195L43 196L42 193H41ZM49 196V197H50ZM72 196V194H71ZM78 196V195H77ZM87 197H90L89 194L86 195ZM148 196L146 197V199L148 198ZM155 195H151L150 198H148L151 202V198ZM257 196V198L255 197ZM41 197V198H42ZM57 197V196H56ZM63 197V196H62ZM61 197V198H62ZM76 197V195L74 196ZM82 197V195H81ZM80 197V198H81ZM85 197V196H84ZM157 197V196H156ZM172 197V196H171ZM246 197V196H245ZM253 197V196H252ZM60 198V197H59ZM73 198V197H72ZM86 198V197H85ZM133 198V200H134ZM139 199L137 201V199ZM167 198V197H166ZM165 198V199H166ZM178 198V196H177ZM188 198V197H187ZM43 199V198H42ZM47 200H49L48 198H46ZM58 199V198H57ZM75 199V198H73ZM72 199V201H74ZM90 199H93V198H90ZM90 199L88 198V200L90 201ZM96 199V198H95ZM99 199V198H98ZM97 199V200H98ZM103 199V198H102ZM157 199V198H156ZM159 199V198H158ZM168 199V198H167ZM166 199V200H167ZM260 199V198H259ZM45 200V199H43ZM42 200V201H43ZM53 200V199H51ZM66 200H69L66 198ZM80 200V199H79ZM83 200V199H81ZM80 200V202H81ZM94 200V199H93ZM113 200V199H112ZM164 200V198L162 199ZM169 200V199H168ZM262 200V199H261ZM260 200V201H261ZM38 201V200H37ZM41 202V200H39ZM56 201V200H54ZM70 201V200H69ZM88 201V202H89ZM92 201V200H91ZM111 201V200H110ZM121 201V202H123ZM153 201V200H152ZM175 201H177V199H175ZM35 202V200H33V197H32V202L33 203ZM39 202V203H40ZM60 203V201H57V203ZM71 202V201H70ZM76 202V201H75ZM85 203V208L89 209L88 206L89 203ZM96 203V200L94 201ZM101 202V201H100ZM119 202V201H118ZM135 202V201H134ZM191 202V201H190ZM195 203H191L189 204V206H187L188 208L184 211H193L195 212L194 210L197 209L199 206H198V203L196 204V201H194ZM207 202V201H206ZM259 202V200H258ZM257 202V203H258ZM262 202V201H261ZM261 202H259L260 204H262ZM43 203V202H42ZM51 203V202H50ZM53 203V201H52ZM57 204V205H54V206H59L60 204ZM92 203V202H91ZM111 205H113L115 202H110ZM126 203H123V204H126ZM129 205L131 204V208H132V202H128ZM136 203V204H137ZM142 205L143 206L146 201L142 202ZM152 203V202H151ZM150 203V204H151ZM153 203H157L156 202H153ZM201 203V202H199ZM49 204V203H48ZM56 204V203H54ZM78 204V203H77ZM76 204V205H77ZM82 204V203H81ZM98 205L100 203H97ZM170 204V203H169ZM62 205V204H61ZM71 205V210H73L74 208L77 209V207H80L81 205H77V207L74 206V204H69ZM74 206V208L72 209V207ZM116 205H118L117 207H119L120 205L116 203ZM156 205V204H155ZM175 205V204H174ZM183 205V206H182ZM207 205V204H206ZM263 205V204H262ZM33 206V205H32ZM36 206V205H35ZM38 208L39 206H41V204H37ZM45 206H47L45 204ZM63 206V205H62ZM92 206V204H91ZM126 206V205H124ZM128 206V204H127ZM138 206V204H137ZM147 206L148 210L152 212V210L148 207V205H145ZM160 206V205H159ZM158 206V207H159ZM166 206V207H165ZM242 206H240L242 208ZM53 207V205H52ZM56 207V208H57ZM64 207V206H63ZM82 207V206H81ZM96 207V205L94 206ZM116 207V206H114ZM123 205L120 207L121 209H124L122 208ZM129 207V206H128ZM128 207H125V210L126 208ZM140 207V206H139ZM161 207V206H160ZM163 207V206H162ZM165 209L168 208L169 206H167L166 204L164 205ZM197 207V208H196ZM257 207V208H256ZM264 207V206H263ZM45 208V207H44ZM43 208V209H44ZM49 208V207H48ZM54 208V207H53ZM62 207L60 208H57V209H61ZM135 208V207H134ZM142 208V207H141ZM146 208V207H145ZM153 208V207H152ZM156 208V207H155ZM154 208V209H155ZM186 208V207H185ZM43 209H39L41 210L40 211H37V212H40L42 213L43 215V218H44V214L43 212L46 211V208L45 210ZM64 209V208H62ZM59 210V211H63V210ZM80 209V208H79ZM83 209V207L81 208ZM80 209V211H82ZM91 209H94V208H91ZM97 209V208H95ZM129 211L132 212V210H130V208H128ZM133 209V208H132ZM170 209V208H169ZM173 209V207L171 208V210ZM260 209V208H259ZM263 209V208H261ZM260 209V211H261ZM43 210V211H42ZM48 210V209H47ZM56 209H54L55 211ZM65 210V209H64ZM69 209V211H71ZM98 210V209H97ZM101 210V209H100ZM120 210V209H118ZM142 210V209H141ZM145 210V209H143ZM142 210V212H143ZM147 210V209H146ZM162 210H164V208H162ZM168 210V209H167ZM50 211H52L50 209ZM49 211V212H50ZM67 210V212H69ZM77 211V210H76ZM87 211V210H86ZM85 209L82 211V214L85 212ZM91 211V210H90ZM116 211V210H115ZM135 212V210H133ZM155 211V210H154ZM259 211V212H260ZM263 211V210H262ZM261 211V212H262ZM31 212H32V209H31ZM37 212L35 214H37ZM47 212V211H46ZM47 213L46 215V218L48 216V214H53L52 212L51 213ZM56 212V215L55 213L53 214L54 216H59L57 214V211ZM64 212V211H63ZM73 212V211H72ZM71 212V213H72ZM78 212V211H77ZM94 212V210H93ZM92 212V213H93ZM96 212V211H95ZM100 212V211H99ZM98 212V213H99ZM102 212V211H101ZM119 212H123V210L119 211ZM127 212V211H126ZM140 210L137 211V213L135 212L134 215H132V217L134 216L135 217V214H141L142 213ZM150 212V214H151ZM166 211L164 210V213ZM192 212V214H194ZM238 212V211H237ZM236 212V213H237ZM241 212H240V216H241ZM80 213V212H79ZM130 213V212H128ZM126 213V214H128ZM146 214H148V212L146 211L145 212ZM156 213V212H155ZM157 213H162L161 212H158ZM156 213V214H157ZM184 213V212H183ZM188 212H186L187 214ZM264 213V212H263ZM261 213V214H263ZM34 214V213H33ZM74 214H76L74 212ZM74 214L72 215L74 217ZM97 214V213H95ZM117 214H119L117 212ZM149 214V215H150ZM185 214V215H186ZM81 215V213H80ZM84 215V214H83ZM100 215V213H99ZM98 215V216H99ZM116 215V214H115ZM122 217L121 218H124L123 216L125 215V212H124V215L121 214ZM131 215H129V217H131ZM143 215V214H142ZM145 216L146 218H148V216ZM158 215V214H157ZM162 215V214H161ZM191 215V214H190ZM189 215V216H190ZM237 215V214H236ZM239 215V214H238ZM37 216V215H36ZM35 216V217H36ZM77 216V215H76ZM97 216V215H96ZM104 216H106V214H104ZM108 216V215H107ZM117 216V215H116ZM128 216V215H127ZM126 216V218H127ZM192 216V215H191ZM3 217V216H2ZM38 217V216H37ZM42 217V216H40ZM60 217V216H59ZM70 217V216H69ZM72 217V218H73ZM83 217V216H82ZM85 217V216H84ZM88 219H89V215H87ZM103 217V216H101ZM131 217V218H132ZM137 217V216H136ZM143 217V216H142ZM156 216H154V219H155ZM242 216V218H244ZM31 218L33 219V215L31 216ZM42 218V219H43ZM45 218V219H46ZM55 218V217H54ZM52 218V220H57ZM71 218V217H70ZM106 218V217H105ZM159 220L160 218L157 217ZM185 218V216H184ZM186 218H189V217H186ZM185 218V219H186ZM37 219V218H36ZM40 219V220H42ZM50 219V218H49ZM69 219V218H68ZM78 219V218H77ZM80 219V217H79ZM82 219V218H81ZM112 219V218H111ZM110 219V220H111ZM114 219V217H113ZM137 219V218H135ZM139 219H140V216H139ZM137 219V220H139ZM149 219H152L149 218ZM154 219L150 220V221H154ZM48 220V219H47ZM47 220H45L44 222L40 221L41 223H45ZM60 220V218H59ZM66 220V217L65 219ZM86 220V218L84 219ZM109 220V221H110ZM126 219L124 218V221ZM128 220V222H127ZM126 220V222L128 223L129 225V221L130 219L128 218ZM132 220V219H131ZM141 220V219H140ZM157 220V219H155ZM243 220V219H242ZM34 221V220H33ZM38 221H39V217H38ZM58 221V220H57ZM63 221V220H62ZM72 221V219H71ZM81 221V220H80ZM105 221V220H103ZM117 221V220H116ZM119 221V220H118ZM136 221V220H135ZM134 220H132V222H135ZM37 222V221H36ZM76 222V221H75ZM82 222V221H81ZM91 222V220L89 221ZM93 222V220H92ZM97 222V221H96ZM112 222V221H111ZM120 222V221H119ZM140 222V223H139ZM138 223L141 224L142 221H139ZM144 222H146L144 220ZM143 222V223H144ZM149 222V221H148ZM156 222V221H155ZM40 223V224H41ZM58 224V222H56ZM55 223V225L57 226V224ZM73 223H74V219H73ZM88 222H86L85 224H87ZM99 223V222H97ZM117 223V222H116ZM123 223V221L121 222ZM120 223V224H121ZM137 222L134 223L133 226H135ZM142 223V224H143ZM151 223V222H149ZM158 223V221H157ZM157 223H153V225L149 228V232H148V235L146 234V232H143L141 233V231L136 234V240L138 242H143V241H146V239H156L157 237V234L158 232L160 231V226L159 224ZM177 223V222H176ZM37 224V223H36ZM47 224V223H45ZM48 227L49 226H53V221H52V225L50 224V222L48 223ZM61 224V222H60ZM63 224V223H62ZM71 223H69L70 225ZM84 224V223H83ZM90 224V223H89ZM93 224H96L95 222H93ZM101 224V223H100ZM108 224V222H107ZM114 224V223H112ZM138 224V225H139ZM142 224L140 225V227H143ZM175 224V223H174ZM174 224H171L169 227L167 226V230H168V234L165 238V242L169 243V245L171 244L172 241H174L175 239V231H174V228L176 227ZM238 224V222H237ZM39 225V224H38ZM54 225V226H55ZM78 225V224H77ZM91 225V224H90ZM122 226L124 224H121ZM144 225V224H143ZM35 226V224L33 225ZM42 226H45L47 228V225H44L42 224L40 227ZM60 226V225H59ZM57 226V227H59ZM109 225H107L108 227ZM117 227L119 226L120 228V225H116ZM244 226V225H243ZM32 227V225H31ZM50 227V228H51ZM76 227V226H75ZM85 227V226H83ZM99 227V226H98ZM114 227V226H113ZM125 227V225L123 226ZM132 227V226H131ZM138 227V226H135V228ZM68 228V227H67ZM110 229V227H108ZM107 228V229H108ZM117 228V230L119 229ZM122 228V227H121ZM127 228V227H125ZM133 228V227H132ZM146 228V227H145ZM239 228V227H238ZM38 229V228H37ZM36 229V231H37ZM45 229V228H44ZM53 229V228H52ZM54 229L56 230V227H54ZM61 229L60 228V232H61ZM73 229V228H72ZM76 229V228H75ZM78 229V228H77ZM84 229V228H83ZM86 229H87V226H86ZM97 229V227L95 228ZM116 229V228H115ZM123 229V228H122ZM140 229V228H139ZM137 229V230H139ZM147 229V228H146ZM31 230V228H30ZM40 230H43V229H40ZM46 230V229H45ZM49 230V232L51 231L49 228L47 229ZM64 230V228H63ZM62 230V232H63ZM70 230H71V227H70ZM79 230V229H78ZM78 230L76 232H78ZM82 230V229H81ZM80 230V231H81ZM91 230V229H90ZM93 230V229H92ZM100 230V229H99ZM124 230V229H123ZM122 230V231H123ZM135 230V229H134ZM143 230V229H141ZM166 230V232H167ZM34 231H35V228H34ZM32 231V232H34ZM53 231V230H52ZM51 231V232H52ZM58 231V229H57ZM68 231V229H67ZM66 231V232H67ZM79 231V232H80ZM84 233H85V230H83ZM101 231V230H100ZM109 231V230H108ZM125 231V230H124ZM123 231V233H124ZM128 231V229H127ZM48 232V233H49ZM56 232V231H54ZM75 232V231H74ZM89 232V230H88ZM93 231H91L92 233ZM96 232V231H95ZM98 232V231H97ZM106 232V231H105ZM110 232V231H109ZM116 232V231H115ZM119 232H121V230H119ZM126 232V231H125ZM37 233V232H36ZM46 233V232H45ZM58 233V232H57ZM81 233V232H80ZM101 233V232H100ZM112 233V232H111ZM114 233V231H113ZM128 233V232H127ZM145 233V234H144ZM44 234V233H42ZM42 234H39L38 233V237L39 235L43 236ZM63 234L64 233H61V237H63ZM66 237L67 235H69V233H65ZM70 234L72 235V233L70 232ZM88 234V233H87ZM107 235V232L105 233ZM34 235V234H33ZM51 237H50V240L51 238L55 235L53 233H51ZM60 235V234H58ZM57 235V236H58ZM70 235V236H71ZM82 235V234H80ZM91 234H89L90 236ZM93 235V233H92ZM98 237H100L101 235L100 234H96ZM100 235V236H99ZM129 235V233H128ZM37 236V234H36ZM46 236H49L46 234ZM79 236V235H77ZM86 236V234H85ZM88 236V235H87ZM110 236H113V235H109L108 237ZM126 236V235H125ZM33 237V236H32ZM45 237V236H43ZM74 237L76 238V236L74 235ZM130 237V236H129ZM128 237V238H129ZM69 238V237H68ZM78 238V237H77ZM76 238V240H77ZM83 237H81V242H86V238H85V241H83L82 239ZM91 238H95V235L94 237L91 236ZM107 238V237H106ZM104 238V241L105 239ZM259 238V239H258ZM32 239L31 237L29 238V240ZM38 239V238H37ZM41 239V238H40ZM49 239V238H48ZM79 239V238H78ZM159 239V238H158ZM43 240H46L43 238ZM68 240V239H67ZM70 240V239H69ZM68 240V242H69ZM89 240V239H88ZM97 240H99V238H97ZM100 240H102L100 238ZM99 240V241H100ZM109 239L107 238V241ZM243 240V239H242ZM31 241V240H30ZM72 241V240H70ZM103 241V242H104ZM106 241V242H107ZM120 241H123L120 239ZM52 242V241H51ZM53 242H55L53 240ZM67 242V243H68ZM80 242V241H79ZM110 242V241H108ZM132 242V241H131ZM76 245L78 244V240L75 242ZM73 243L72 241V244H75ZM88 243V241L86 242ZM105 243V242H104ZM136 243V242H135ZM161 243V242H160ZM46 244H49V243H46ZM80 244V243H79ZM109 244V243H108ZM138 244V243H136ZM104 245V244H102ZM101 245V246H102ZM107 245V244H106ZM71 246V245H70ZM105 246V245H104ZM103 246L104 248V251H105V247ZM153 246H157V245H153ZM151 246V249L150 251L152 250V247ZM246 246V247H245ZM101 248V247H100ZM108 248V247H106ZM157 249V247L155 248ZM242 249V250H243ZM67 250V249H66ZM65 250V253L67 252ZM72 250V249H71ZM79 250V249H77ZM107 250V249H106ZM103 251V252H104ZM146 252V251H145ZM144 252V253H145ZM149 252V250H148ZM245 252V251H244ZM118 254V253H116ZM115 254V255H116ZM101 255H104L103 253L100 254ZM121 255V254H119ZM117 255V257L119 256ZM85 256V255H84ZM83 256V257H84ZM122 256V255H121ZM124 256V254H123ZM122 256V257H123ZM116 257V256H115ZM116 257V258H117ZM118 259H120L121 261H118ZM117 261L120 263V264H131V262L129 261H124V258H118ZM116 261V262H117ZM116 262H114L116 264ZM241 263V262H240Z\"/></svg>",
	"mask_w": 264,
	"mask_h": 264
}]
</instances>
